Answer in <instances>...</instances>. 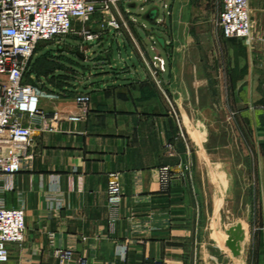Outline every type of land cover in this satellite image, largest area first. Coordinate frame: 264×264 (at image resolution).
<instances>
[{
	"label": "crops",
	"instance_id": "obj_1",
	"mask_svg": "<svg viewBox=\"0 0 264 264\" xmlns=\"http://www.w3.org/2000/svg\"><path fill=\"white\" fill-rule=\"evenodd\" d=\"M139 1L120 0L113 8L119 29L94 15L91 30L99 38L77 37L75 80L65 77L67 63L38 75L37 62L61 52L57 43L38 46L28 83L39 88L48 129H40V118L24 120L34 126L31 155L0 181V199L24 208L27 224L25 240L8 244L6 264H59V249H72L88 264H264V0L249 1L250 39L224 36L222 0ZM156 55L165 70L153 64ZM190 85L194 103L205 108L215 101L223 114L241 117L239 131L252 135L254 200L247 224L237 222L245 230L238 256L226 246L227 230L237 223L218 240L211 231L216 221L205 220L193 139L179 136L175 115L185 114ZM80 94L90 97L85 114ZM199 130L208 159L212 131L204 124ZM217 175L226 191L225 175ZM115 177L116 206L108 191ZM221 204L217 199L214 218Z\"/></svg>",
	"mask_w": 264,
	"mask_h": 264
},
{
	"label": "built area",
	"instance_id": "obj_2",
	"mask_svg": "<svg viewBox=\"0 0 264 264\" xmlns=\"http://www.w3.org/2000/svg\"><path fill=\"white\" fill-rule=\"evenodd\" d=\"M120 0H0V181H7L22 168L23 159L30 157L34 143V126L25 123L40 118V129L47 130L46 119L41 112L38 86L26 82L31 61L41 42L54 41L60 46L73 29L75 21L83 24L96 14L104 16L109 27L119 29L121 23L113 13ZM141 1V0H140ZM250 0H222L219 25L227 38L250 39L254 33ZM78 35L87 41H95L99 34L83 26ZM154 65L165 70V60L154 57ZM77 102L87 113L90 97L77 96ZM82 115H72L77 121ZM180 126V124H179ZM179 136L185 138L183 128ZM190 173L185 165L182 174ZM169 167L163 168V183L170 182ZM5 188H9L7 185ZM109 198L113 205L121 199V186L115 177L109 184ZM26 211L22 207L7 206L0 199V264L10 258L9 243H22L26 237ZM83 241L87 237H82ZM59 264H88L86 257L74 258L72 249L56 251ZM147 264H155L149 261Z\"/></svg>",
	"mask_w": 264,
	"mask_h": 264
},
{
	"label": "rangeland",
	"instance_id": "obj_3",
	"mask_svg": "<svg viewBox=\"0 0 264 264\" xmlns=\"http://www.w3.org/2000/svg\"><path fill=\"white\" fill-rule=\"evenodd\" d=\"M144 2H147V0H141L139 4ZM152 4L154 6L157 5V3ZM93 20L92 18L85 24L75 21L73 29L65 38L68 39V43L70 44H67L64 39L60 44L61 52H58V55L53 59L42 57L35 67L38 75L46 74L49 70L66 65L63 63H67V68L61 67L65 71V77L66 79L70 78L69 81L75 80L78 74L73 67L76 59L81 54L78 50V32L83 26L90 29L91 27L96 28V25H92ZM98 22L102 26L107 23L104 17H101V20ZM54 43V41L41 42L39 46L43 47V45ZM29 79L28 72L26 82ZM2 80L3 78L0 77V81ZM188 94V97L186 96L182 100L183 113L185 114L175 116L178 124L184 129L185 138L192 137L193 139L192 143L197 157L195 173L203 190L202 203L206 211L205 220L208 222L211 220L216 221L215 224L212 223V226H215H213L211 231L215 232L213 235L218 240H221L225 236V230L232 224L242 220L247 224L248 217L253 208V176L257 170V157L251 153L248 147L249 143L251 145L253 139L251 134L238 130V119L241 117L223 114L224 112L218 110V104L216 105L215 101H212L210 104L206 101L205 104L207 106L201 108L199 101H195L194 103L191 85ZM201 124L209 126L212 131L207 136V138H210L209 145L207 146L208 159H205L203 154V144H199L196 138V132L198 131L201 133L200 140L202 142L201 137L203 133L199 130ZM217 170L219 173L225 175L227 180L226 191H223V185L219 182ZM219 198L222 201V208H220L219 216L214 218V209L216 208V201ZM217 264L222 263L218 260Z\"/></svg>",
	"mask_w": 264,
	"mask_h": 264
},
{
	"label": "water",
	"instance_id": "obj_4",
	"mask_svg": "<svg viewBox=\"0 0 264 264\" xmlns=\"http://www.w3.org/2000/svg\"><path fill=\"white\" fill-rule=\"evenodd\" d=\"M228 239L226 246L232 251L234 256L241 253V243L245 239V230L242 223H237L227 230Z\"/></svg>",
	"mask_w": 264,
	"mask_h": 264
},
{
	"label": "trees",
	"instance_id": "obj_5",
	"mask_svg": "<svg viewBox=\"0 0 264 264\" xmlns=\"http://www.w3.org/2000/svg\"><path fill=\"white\" fill-rule=\"evenodd\" d=\"M30 68H31V64H30ZM30 68H29V71H30Z\"/></svg>",
	"mask_w": 264,
	"mask_h": 264
}]
</instances>
